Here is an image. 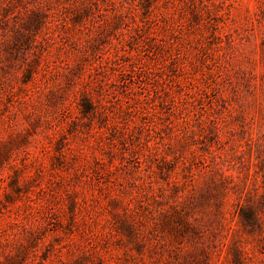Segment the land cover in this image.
Segmentation results:
<instances>
[{"label":"rangeland","instance_id":"obj_1","mask_svg":"<svg viewBox=\"0 0 264 264\" xmlns=\"http://www.w3.org/2000/svg\"><path fill=\"white\" fill-rule=\"evenodd\" d=\"M0 3V264H264V0Z\"/></svg>","mask_w":264,"mask_h":264},{"label":"trees","instance_id":"obj_2","mask_svg":"<svg viewBox=\"0 0 264 264\" xmlns=\"http://www.w3.org/2000/svg\"><path fill=\"white\" fill-rule=\"evenodd\" d=\"M9 5H2L0 3V19L4 24H8L9 18ZM40 13L37 10H30V14H26L25 17H20V21L17 23L10 24L13 32L10 35L9 44L17 45L18 43L32 44L35 39L36 29L39 24H41ZM8 28V25L7 27ZM255 215L250 212V215L246 217L244 224H249L248 222L254 221Z\"/></svg>","mask_w":264,"mask_h":264}]
</instances>
